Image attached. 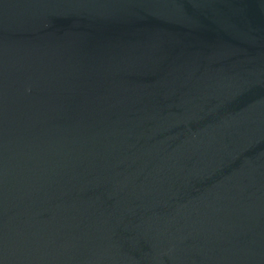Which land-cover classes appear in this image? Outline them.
<instances>
[{"label": "water", "instance_id": "95a60500", "mask_svg": "<svg viewBox=\"0 0 264 264\" xmlns=\"http://www.w3.org/2000/svg\"><path fill=\"white\" fill-rule=\"evenodd\" d=\"M0 264H264V0H0Z\"/></svg>", "mask_w": 264, "mask_h": 264}]
</instances>
